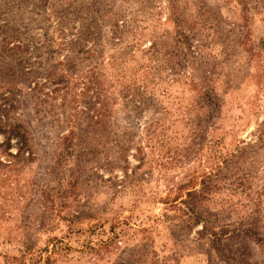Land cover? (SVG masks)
I'll return each mask as SVG.
<instances>
[{"label": "rangeland", "instance_id": "obj_1", "mask_svg": "<svg viewBox=\"0 0 264 264\" xmlns=\"http://www.w3.org/2000/svg\"><path fill=\"white\" fill-rule=\"evenodd\" d=\"M0 264H264V0H0Z\"/></svg>", "mask_w": 264, "mask_h": 264}, {"label": "trees", "instance_id": "obj_2", "mask_svg": "<svg viewBox=\"0 0 264 264\" xmlns=\"http://www.w3.org/2000/svg\"><path fill=\"white\" fill-rule=\"evenodd\" d=\"M99 118H100V113L95 116V120L97 121L96 123H98ZM196 218H199V217H196Z\"/></svg>", "mask_w": 264, "mask_h": 264}]
</instances>
